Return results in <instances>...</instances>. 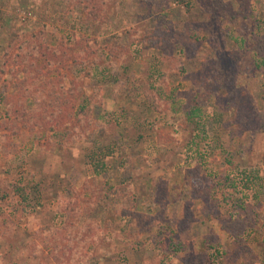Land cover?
<instances>
[{
	"label": "rangeland",
	"instance_id": "rangeland-1",
	"mask_svg": "<svg viewBox=\"0 0 264 264\" xmlns=\"http://www.w3.org/2000/svg\"><path fill=\"white\" fill-rule=\"evenodd\" d=\"M0 264H264V0H0Z\"/></svg>",
	"mask_w": 264,
	"mask_h": 264
},
{
	"label": "trees",
	"instance_id": "trees-1",
	"mask_svg": "<svg viewBox=\"0 0 264 264\" xmlns=\"http://www.w3.org/2000/svg\"><path fill=\"white\" fill-rule=\"evenodd\" d=\"M63 117V115L61 114L59 117ZM255 127L257 128V129H261V127H262V124H258V122L257 123H255Z\"/></svg>",
	"mask_w": 264,
	"mask_h": 264
},
{
	"label": "built area",
	"instance_id": "built-area-1",
	"mask_svg": "<svg viewBox=\"0 0 264 264\" xmlns=\"http://www.w3.org/2000/svg\"><path fill=\"white\" fill-rule=\"evenodd\" d=\"M31 15V12H27V13H25V15H24V20H26L27 18L26 17H28V16H30Z\"/></svg>",
	"mask_w": 264,
	"mask_h": 264
}]
</instances>
